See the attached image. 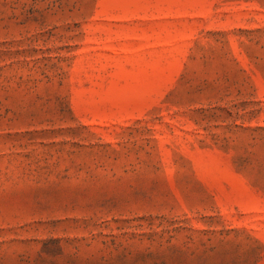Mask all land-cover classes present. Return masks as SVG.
Instances as JSON below:
<instances>
[{"label": "rangeland", "instance_id": "1", "mask_svg": "<svg viewBox=\"0 0 264 264\" xmlns=\"http://www.w3.org/2000/svg\"><path fill=\"white\" fill-rule=\"evenodd\" d=\"M0 264H264V0H0Z\"/></svg>", "mask_w": 264, "mask_h": 264}]
</instances>
